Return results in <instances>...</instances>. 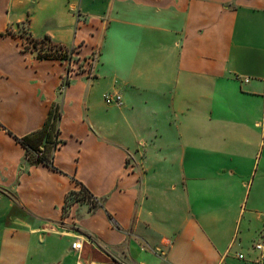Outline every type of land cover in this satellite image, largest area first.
I'll return each instance as SVG.
<instances>
[{"label": "crops", "instance_id": "crops-1", "mask_svg": "<svg viewBox=\"0 0 264 264\" xmlns=\"http://www.w3.org/2000/svg\"><path fill=\"white\" fill-rule=\"evenodd\" d=\"M26 37L90 76L59 93ZM56 104L53 168L29 164L15 138ZM77 183L99 204L64 214ZM76 238L89 264H258L264 0H0V264H74Z\"/></svg>", "mask_w": 264, "mask_h": 264}, {"label": "trees", "instance_id": "trees-1", "mask_svg": "<svg viewBox=\"0 0 264 264\" xmlns=\"http://www.w3.org/2000/svg\"><path fill=\"white\" fill-rule=\"evenodd\" d=\"M27 46L31 51H36V58L39 59H61L67 58L68 52L63 51L57 46L50 43L48 38L42 40H33L26 37ZM48 43V44H45ZM60 118L59 106L52 105L49 108L48 115L45 119L43 126L22 138H15L16 141L25 150V160L29 164H43L53 168L52 158L55 150L57 149L60 141L58 139V121ZM78 189L70 192L64 201L63 213L66 214L68 208L73 203L87 202L90 207H95L99 202L93 198L87 190L79 183Z\"/></svg>", "mask_w": 264, "mask_h": 264}, {"label": "built area", "instance_id": "built-area-1", "mask_svg": "<svg viewBox=\"0 0 264 264\" xmlns=\"http://www.w3.org/2000/svg\"><path fill=\"white\" fill-rule=\"evenodd\" d=\"M96 60V54H92L85 60L79 61L78 59L72 56V53L68 52L67 58L64 59L66 62V72L63 76V80L58 88L59 93L67 86L70 80V76L77 74L79 72H87L86 77H89V71L91 70L93 63ZM82 63V64H81ZM247 82V79L243 80ZM103 102L106 105L120 106L122 104L121 96L117 92H106L103 94ZM82 249L83 243L79 238H76L75 241L71 244V250L75 254V263L74 264H89L85 263L82 260ZM252 250L256 252V262L258 264H264V243L262 241L255 242L252 245ZM237 258L242 259V254H238Z\"/></svg>", "mask_w": 264, "mask_h": 264}, {"label": "rangeland", "instance_id": "rangeland-1", "mask_svg": "<svg viewBox=\"0 0 264 264\" xmlns=\"http://www.w3.org/2000/svg\"><path fill=\"white\" fill-rule=\"evenodd\" d=\"M22 33H23V32H22ZM24 33H25V32H24ZM24 33H23V34H24ZM23 34H22V35H23ZM45 44H48V43H45ZM24 45H27V42H26V41H24ZM28 46H29V45H28ZM81 64H82V63H81Z\"/></svg>", "mask_w": 264, "mask_h": 264}]
</instances>
